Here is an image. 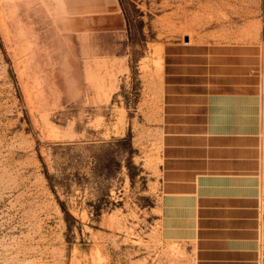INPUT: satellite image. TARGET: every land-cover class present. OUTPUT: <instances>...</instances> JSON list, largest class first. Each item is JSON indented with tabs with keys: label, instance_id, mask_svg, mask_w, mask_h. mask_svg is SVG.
Listing matches in <instances>:
<instances>
[{
	"label": "rangeland",
	"instance_id": "374dc122",
	"mask_svg": "<svg viewBox=\"0 0 264 264\" xmlns=\"http://www.w3.org/2000/svg\"><path fill=\"white\" fill-rule=\"evenodd\" d=\"M185 37L264 60V0H0V264H194L158 221L162 53Z\"/></svg>",
	"mask_w": 264,
	"mask_h": 264
},
{
	"label": "crops",
	"instance_id": "0c3cea01",
	"mask_svg": "<svg viewBox=\"0 0 264 264\" xmlns=\"http://www.w3.org/2000/svg\"><path fill=\"white\" fill-rule=\"evenodd\" d=\"M185 42L162 53L160 232L194 264H264L263 51Z\"/></svg>",
	"mask_w": 264,
	"mask_h": 264
}]
</instances>
